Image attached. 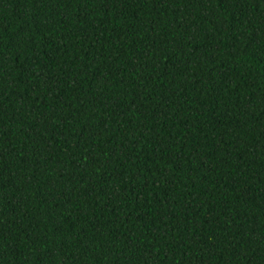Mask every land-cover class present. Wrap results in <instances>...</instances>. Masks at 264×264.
<instances>
[{"label":"trees","instance_id":"trees-1","mask_svg":"<svg viewBox=\"0 0 264 264\" xmlns=\"http://www.w3.org/2000/svg\"><path fill=\"white\" fill-rule=\"evenodd\" d=\"M0 264H264V0H0Z\"/></svg>","mask_w":264,"mask_h":264}]
</instances>
